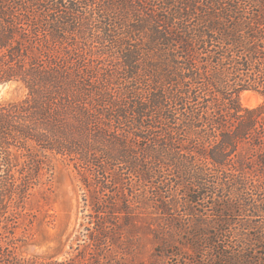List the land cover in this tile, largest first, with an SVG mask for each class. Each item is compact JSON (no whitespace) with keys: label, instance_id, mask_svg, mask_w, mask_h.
<instances>
[{"label":"trees","instance_id":"1","mask_svg":"<svg viewBox=\"0 0 264 264\" xmlns=\"http://www.w3.org/2000/svg\"><path fill=\"white\" fill-rule=\"evenodd\" d=\"M9 86L0 264H124L105 255L137 212L145 264H264V0H0ZM56 162L96 219L89 257L17 253L51 217Z\"/></svg>","mask_w":264,"mask_h":264},{"label":"rangeland","instance_id":"2","mask_svg":"<svg viewBox=\"0 0 264 264\" xmlns=\"http://www.w3.org/2000/svg\"><path fill=\"white\" fill-rule=\"evenodd\" d=\"M11 93L18 96L19 93L22 94V90L15 91L9 86L2 89L0 94L9 96ZM240 101L245 107L255 108L262 103V98L256 92L246 91L240 95ZM52 185V210L49 211L51 217L44 220L41 216L42 222L32 230L33 239L21 242L17 253L27 257L56 256L58 259H64L75 255L80 248L89 257L96 248L90 239V235L95 232L96 219L91 209L84 205V186L80 175L74 168L56 162ZM137 216L130 219L132 223L129 228H121V225L125 224L121 220L118 234L111 236L112 249L105 255L110 260L118 258L124 264H145L158 259L154 250L157 241L149 229V225L154 222L151 214L137 212ZM49 220L52 224L45 222ZM156 222L164 224L160 218H156ZM21 233L22 230L20 235Z\"/></svg>","mask_w":264,"mask_h":264}]
</instances>
